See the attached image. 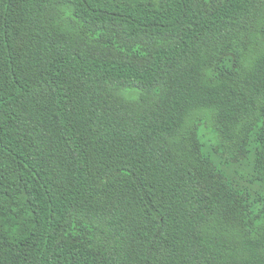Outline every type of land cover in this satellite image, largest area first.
Masks as SVG:
<instances>
[{"label":"trees","instance_id":"16d2710c","mask_svg":"<svg viewBox=\"0 0 264 264\" xmlns=\"http://www.w3.org/2000/svg\"><path fill=\"white\" fill-rule=\"evenodd\" d=\"M0 264H264V0H0Z\"/></svg>","mask_w":264,"mask_h":264},{"label":"rangeland","instance_id":"374dc122","mask_svg":"<svg viewBox=\"0 0 264 264\" xmlns=\"http://www.w3.org/2000/svg\"><path fill=\"white\" fill-rule=\"evenodd\" d=\"M16 49L22 68L33 71L40 65L37 59L38 42L31 28L27 26L20 28V35L16 40ZM148 178L151 184L157 187L155 181L150 177Z\"/></svg>","mask_w":264,"mask_h":264}]
</instances>
